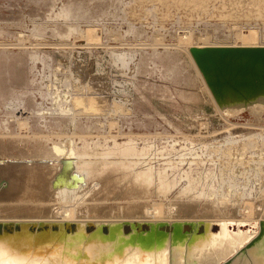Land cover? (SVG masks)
<instances>
[{"label": "rangeland", "instance_id": "obj_1", "mask_svg": "<svg viewBox=\"0 0 264 264\" xmlns=\"http://www.w3.org/2000/svg\"><path fill=\"white\" fill-rule=\"evenodd\" d=\"M215 44L264 45V0H0V218L260 219L264 109L216 104Z\"/></svg>", "mask_w": 264, "mask_h": 264}, {"label": "water", "instance_id": "obj_2", "mask_svg": "<svg viewBox=\"0 0 264 264\" xmlns=\"http://www.w3.org/2000/svg\"><path fill=\"white\" fill-rule=\"evenodd\" d=\"M189 51L218 104L246 103L264 97V45L192 46ZM235 228V223L229 226L230 230ZM248 228V223L240 224L241 230ZM263 229L261 225L259 235L250 240L247 248L264 234ZM218 230V223L203 220L0 222V238L5 237L18 254L25 255L24 259L33 257L41 262L52 257L51 264H105L134 256L138 261H152L168 248L184 254L207 232ZM237 251L216 264H226Z\"/></svg>", "mask_w": 264, "mask_h": 264}, {"label": "bare ground", "instance_id": "obj_3", "mask_svg": "<svg viewBox=\"0 0 264 264\" xmlns=\"http://www.w3.org/2000/svg\"><path fill=\"white\" fill-rule=\"evenodd\" d=\"M192 46L200 47V46H219V45L215 44V45H192ZM192 46H189L188 50ZM226 46H258V45H235L234 44V45H226ZM200 72H201V70H200ZM202 76H203V74H202ZM203 78H204V76H203ZM204 80H205V78H204ZM205 82H206V80H205ZM215 102H216V100H215ZM216 104L222 110H229V112H231L233 114V113L241 112V111H243L245 109H250L251 107H254L255 105H259V106L263 107V109H264V97L260 96V97H257L255 99H253V100H250V101H248L246 103L237 102V103H232V104H223V105H221V104H218L216 102ZM247 137L249 138V135H244L241 138V139L244 140L243 146L249 143V142L245 141V140H247ZM72 149L73 148H71V150L68 151V150H60L59 148L55 147L56 151H61L62 154H66L68 156H72L75 153V152H73ZM132 150H134V148L131 147V146H124V147H122L120 149L121 153H125V154H128V155L132 154ZM136 153H137V151H136ZM107 156H109V154ZM64 162L69 164L68 160H66ZM110 163H112V162H110ZM68 169H70V168H68ZM91 171H92V167L89 164L88 165V169L86 168V172L90 173ZM159 171L162 174L163 170H159ZM158 172H157V174L155 176L153 169H151L150 167L146 168V169H142L140 171L141 178L139 180V184H141L142 182L143 183H145V182L151 183L153 178L156 177L158 179L157 180L158 181L157 185H158L159 189L166 190L169 187H171L173 185V181L172 182L165 181L166 179L163 177V174H162V177H161L158 174ZM76 173H78V172H76ZM71 174L73 176V174H75V173H71ZM186 174H188V173H186ZM77 176L79 177V175H77ZM36 177H38V176H36ZM75 178H76V176H75ZM75 178H73V179H75ZM69 179L68 180L71 181L72 178L69 177ZM107 179H109V178H107ZM57 180H58V177L57 178L55 177V179L53 180V183L56 184ZM71 183H72V181H71ZM147 183H145V184H147ZM188 183L191 185L192 182L190 181V179H189ZM66 185L64 184V186H66ZM62 186H61L62 189L58 190L61 193H65L66 191H68L70 189L68 187H66L67 189L65 187L63 189ZM30 188H32V186ZM146 189H148V188H146ZM131 190H133V189H131ZM131 190H129V191H131ZM30 191H31V189H30ZM133 191H135V190H133ZM11 192L13 193V191H11ZM136 192L138 193V191H136ZM6 194H7V192H6ZM105 194H107V192ZM4 196H5V194H4ZM6 197H7V195H6ZM185 207H187V206H185ZM204 208H206V207H204ZM186 210L188 211V207H187ZM209 210L211 211V209H207V211H209ZM190 211L192 212V210H190ZM190 211H188L187 213H189ZM24 220L25 221H31V220H33V221H61V220L69 221V220H75V221H82V222L96 221V220H99V221H103V220H151V221H166L168 223H171L173 221H183V220H196V221L203 220V221H208V222H216L219 225V230L217 232H214V233L213 232H207L208 235L204 236V239L202 241H198V242L196 241L194 244H192L189 247V250L186 253H184V254H183V251L182 252L181 251H177V250H175V248L170 250V248H168V249L164 250L163 252L157 253V255L155 256V259H152V261H150V260L138 261L139 259H137L134 256V257L129 258V259L125 258L123 261H120V262L105 263V264H189V263H186V262H192L194 264H216V263H219L221 260L223 261L229 255L233 254L237 249H239L241 246H243L246 242L250 241L252 238L254 239V237L258 233V229L260 228V226L261 225L264 226V208L262 210L261 218L260 219L258 218V220L257 219H252V218L251 219H241V218H227V217L226 218H198V217L197 218H191V217L188 218V217H186V218H174V219H165V218L164 219H162V218L161 219H149V218H144V217L143 218H140V217H137V218H76V219L14 218V217H12V218H9V217L0 218V222H13L14 223L16 221H24ZM233 223L236 224V228H235L234 231L229 229V226L233 225ZM241 223H248V227L249 228L246 229V230H241L240 229V224ZM263 233H264V231H263ZM12 244H15V241ZM130 255H133V254H130ZM24 258H25V255L22 254V253L18 254V252L15 250V248H13L12 245L10 246V244L7 243L5 237L0 238V264H51V261H52V257H49V258L47 257V258L43 259L41 262H39L37 259H35L33 257L29 258L28 260L24 259ZM231 264H264V234L261 235L254 242V244L252 246H250L247 250H245L243 252V254L241 252L239 254H237L234 257V259H233Z\"/></svg>", "mask_w": 264, "mask_h": 264}]
</instances>
